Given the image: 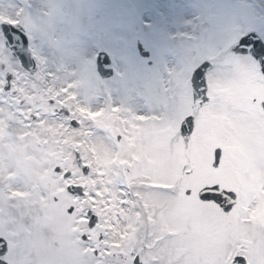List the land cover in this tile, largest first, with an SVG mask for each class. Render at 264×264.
I'll return each instance as SVG.
<instances>
[{
    "label": "snow or ice",
    "instance_id": "6c2138e0",
    "mask_svg": "<svg viewBox=\"0 0 264 264\" xmlns=\"http://www.w3.org/2000/svg\"><path fill=\"white\" fill-rule=\"evenodd\" d=\"M0 264H264V0H0Z\"/></svg>",
    "mask_w": 264,
    "mask_h": 264
},
{
    "label": "rangeland",
    "instance_id": "374dc122",
    "mask_svg": "<svg viewBox=\"0 0 264 264\" xmlns=\"http://www.w3.org/2000/svg\"><path fill=\"white\" fill-rule=\"evenodd\" d=\"M86 39H90V38H86ZM97 39L100 40L101 42H103V38H102V37H98ZM12 211H13L14 213H16L17 215H19L20 213H23L25 210H24V209H20V212H19V213H18L15 209H12ZM28 215H29V214H26V215L24 216V221H25V223L28 222Z\"/></svg>",
    "mask_w": 264,
    "mask_h": 264
}]
</instances>
